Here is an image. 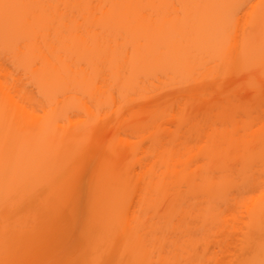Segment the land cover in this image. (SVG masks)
Wrapping results in <instances>:
<instances>
[{
	"label": "bare ground",
	"instance_id": "obj_1",
	"mask_svg": "<svg viewBox=\"0 0 264 264\" xmlns=\"http://www.w3.org/2000/svg\"><path fill=\"white\" fill-rule=\"evenodd\" d=\"M179 75L196 146L125 115ZM262 96L264 0H0V264H264Z\"/></svg>",
	"mask_w": 264,
	"mask_h": 264
},
{
	"label": "rangeland",
	"instance_id": "obj_2",
	"mask_svg": "<svg viewBox=\"0 0 264 264\" xmlns=\"http://www.w3.org/2000/svg\"><path fill=\"white\" fill-rule=\"evenodd\" d=\"M8 65L10 66V64ZM260 69L261 66H254L250 68V72L256 74L260 71ZM23 83L28 89L29 94H31L39 102H41L39 93L34 89L33 84L26 78L23 79ZM149 85L151 86V89L147 96H141L138 91L130 94L132 98L124 105L126 117H131L132 120V114L134 112H138V110H141L144 106L147 105H152L155 103L168 105V112L159 120L161 130L160 133L162 135L170 134L171 137L174 135L178 136L180 137L179 141H187L191 146L200 144V132L205 131V129L208 127V125L206 124L208 123L206 122L207 119L202 115H193L190 122L182 124L178 120V116L180 114L178 100L182 99L185 94L189 93V91L194 87L195 82L188 78V76L186 75H179L174 78L161 76V78L155 77ZM117 98L119 99V97ZM258 103L262 104L263 107L257 112L256 104ZM251 107H253V110L255 111L254 113L257 112V115L264 114V96H262V98L254 99ZM118 118V113L112 110H110V112L106 114V121H109V127L107 130L108 132L109 130L111 131V128L115 129V125L117 128L116 132H118L119 137L127 139L129 143L137 145L138 147L141 144H143L145 147L150 146V139H141L142 137H140L139 133L130 130L126 125L119 124ZM131 120L129 119L127 120V122L130 123ZM197 120L200 121V125L193 126V124ZM88 175L89 174L85 173L80 178L75 190V194L77 197H79L81 191L88 186L90 182ZM74 228L76 229V226ZM72 229L73 225H70L66 230L61 232V235L69 234ZM73 230L71 231V233L74 232ZM58 237L59 236L55 238L57 239Z\"/></svg>",
	"mask_w": 264,
	"mask_h": 264
}]
</instances>
